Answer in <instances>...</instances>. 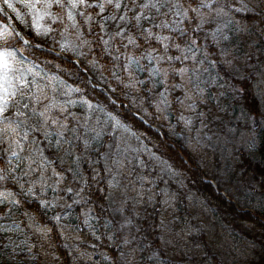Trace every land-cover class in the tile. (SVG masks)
I'll return each instance as SVG.
<instances>
[{"label":"rangeland","instance_id":"1","mask_svg":"<svg viewBox=\"0 0 264 264\" xmlns=\"http://www.w3.org/2000/svg\"><path fill=\"white\" fill-rule=\"evenodd\" d=\"M17 7L21 13L27 12L22 4ZM249 7L253 8L254 4ZM188 15L196 17L191 11ZM229 15L231 23L227 22L228 18L217 17L202 28L197 27L198 18L185 20L176 26L187 29L182 39L178 38L179 31L156 29L162 35L171 37L174 34L172 41H168L170 46L166 53L155 41L151 42L161 48L160 54L181 57L180 60L161 62L163 67L169 68L167 87L171 107L161 113L155 106L156 93L163 91L165 85H157L146 95L151 85L145 83L136 92L139 107L145 115L154 116L157 125L190 146L200 157L206 173L218 178L231 191L238 192L236 195L242 205L264 210L262 169L253 171L241 166L246 154L261 156L264 118L238 101L242 90L238 78L250 76L255 87L264 73L262 67H256L252 61L254 56L257 58V50L254 41L249 42V27L243 25L234 12ZM5 25L12 28L8 22L0 24V28ZM217 27H222L223 34L228 37L220 39L219 43L213 37L215 33L219 38ZM241 28L245 30L241 31ZM193 40L195 44L190 46ZM210 42L215 48L210 47ZM176 44L180 45L179 49ZM224 49L231 55H222ZM61 51L74 53L73 50ZM84 53L90 58L87 52ZM17 55L21 56L20 53ZM185 56L188 59H184ZM242 58L249 60L244 68L240 62ZM226 59H231L232 64H225ZM32 63L27 57L25 66L31 67ZM117 63H126V60ZM141 63L147 64V61ZM110 64L113 66V61ZM93 67L99 77L106 75L100 73L95 62ZM194 67L199 69L195 74ZM182 68H187L188 72L181 74L179 69ZM34 71L40 73L37 79L48 95V99L36 105L37 111H42L54 97L66 107L61 120L67 116L68 127L51 124L45 127L42 118L31 114L20 118L26 121L29 130L39 128V132L30 131L28 141H22L25 144L22 157L29 155V149L37 147L31 141L39 138V144L43 139L41 133H63L59 144L55 142L57 137L52 136L49 137L53 141L51 144L40 145L45 149L44 155L54 162L43 173L45 186L41 187L39 172L29 173L25 179L35 184L36 197L48 202V206H44L46 217H51L57 225L68 254L66 259L71 264H246L248 257H253L252 243L228 228L214 209L189 188L182 172L153 150L136 130L119 117L122 126L116 127L109 117V114H115L72 91L77 87L57 74L40 65ZM188 77H191V83ZM136 78L147 80L146 74L139 71ZM171 85L181 87L172 89ZM255 90L264 105V89L255 87ZM185 93L191 99H186ZM177 98L183 104L177 103ZM189 104L192 109L187 107ZM14 111L10 109L8 114L12 115ZM200 113H203L202 117L198 115ZM56 114L54 111L53 115ZM181 116L191 119L192 124L187 125ZM83 141H88L87 146ZM12 163L16 164L15 159ZM53 168L61 173L59 177L53 175ZM25 169L26 164L21 163L15 175L22 176ZM89 173L93 178L105 177L108 206L101 215L95 213L89 199ZM11 181L12 184L5 188L16 192L21 200L24 194L20 185ZM240 182L245 191L237 187ZM227 190L224 191L227 193ZM8 207L0 206V226L5 229L0 231V264H60L63 260L60 253L47 251L45 245L50 237L49 224L33 217L27 210L23 211L21 205L13 206L5 213L4 209ZM58 216L59 220L56 219ZM125 239L132 243L125 244ZM211 250H217L219 256L213 258Z\"/></svg>","mask_w":264,"mask_h":264},{"label":"snow or ice","instance_id":"2","mask_svg":"<svg viewBox=\"0 0 264 264\" xmlns=\"http://www.w3.org/2000/svg\"><path fill=\"white\" fill-rule=\"evenodd\" d=\"M254 2L255 0H143V2L141 0H0V13H3L5 9L11 10L15 13L16 19L29 30H33L37 36L49 37L54 32L55 36L51 38L63 51H76L84 47L91 49L93 40L88 37H93L98 44L103 45V51L113 61V68L120 67L127 73L129 81L127 87L135 91L141 84H150L151 87L146 90L147 95L153 92L157 85H165L163 91L156 93L155 104L157 110L163 113L171 107L172 101L169 99V88L167 87L169 68L163 67L161 62L180 60L181 57L160 54L161 48L154 46L151 42L155 41L166 53L170 46L168 41L172 37L162 35L155 30L179 31L183 35L187 29L176 26L185 20L197 18L198 28L213 23L217 17L228 18L227 22L231 23L229 15L231 12H250L249 4ZM18 4H22L27 12L21 13L17 7ZM193 4L196 7H192ZM201 9L205 11H201ZM189 11L195 13L196 17H189ZM157 20H159L158 23ZM244 30L241 28V31ZM217 32L220 33L218 39L213 33L217 43L220 39L228 38L223 34L222 27H217ZM18 40L28 46L27 49L18 48ZM192 44H195L194 40L190 42V46ZM33 47L40 48L41 45H32L31 41L23 38L20 32L8 25L0 28V145L3 146V151H0V163H4L6 159L8 165L7 168L0 167V189H2L0 190V206H9L4 209L5 213L11 211V207L19 206L22 201L16 192L10 188H4V182L11 178L20 185L25 196L36 198L38 189L33 182L27 181L25 177L29 173L39 172L41 187L45 186L43 173L54 162L44 155L45 149L40 145L51 144L53 141L49 137L52 136L57 137L55 142L59 144V138L63 137V133L56 131L41 133L43 139L39 140V144H37L39 138H34L31 141L37 147L29 149V155L22 157L21 153L25 151V144L22 141H28L30 131L39 132V128L29 130L26 121L20 118L31 114L42 118L45 127L49 124L59 125L62 128L68 127V117L64 116L63 121L61 120L66 107L58 103L54 97L42 111H37L36 105L48 99V95L37 79L40 77V73L34 71V68L39 65L33 62L31 67L25 66L27 57H23V52L30 51ZM175 47L179 49L180 45L176 44ZM18 53L21 54L20 57H18ZM77 54L86 55L82 51ZM222 55L230 56L231 53L228 49H224ZM122 59L126 60V63L118 64L117 62ZM184 59H188V57L185 56ZM141 61H147V64H142ZM198 63H203V61ZM212 63L215 64V61ZM224 63L230 65L232 60L226 59ZM137 71L146 74L147 80L137 79ZM198 71V68H193V74ZM179 72L186 74L188 69L182 68L179 69ZM112 74L115 76V71H112ZM117 79L120 78L117 77ZM188 80L191 83V77H188ZM179 87L181 86L171 85L172 89ZM197 87H199L198 84ZM255 87L264 89V74L258 78ZM52 91L55 92V89L53 88ZM72 91L79 92L80 89L76 88ZM185 98L191 99L186 93ZM176 102L183 104V101L178 98ZM187 107L193 108L191 104ZM10 109H15L12 115L8 114ZM54 111L58 114L53 115ZM198 115L202 117L203 113ZM109 117L115 121L116 127L122 126L117 116L109 114ZM181 119L185 120L187 125L192 124L189 118L181 116ZM203 126L206 127V125ZM124 127L126 128V126ZM80 130L84 131L83 126ZM72 131L75 132L77 129H72ZM97 135L99 134L97 133ZM76 139L79 140L80 137L77 136ZM83 143L87 146L88 141H83ZM13 159L16 161L15 165L12 163ZM21 163L26 164V169L22 176L17 177L15 172ZM114 163H119V161H114ZM34 165L35 167H33ZM6 171L9 172V175H5ZM53 175L59 177L61 173L56 172L53 168ZM26 184L27 187H25ZM71 191L69 188L68 192ZM40 203L42 206H48L47 201H40ZM56 219L59 220L60 217L58 216ZM15 227L18 228L19 225H15ZM4 230L0 226V231ZM34 230L39 231V229ZM124 243L131 244L132 240L125 239ZM28 251L31 252V248ZM132 251L135 252L136 249Z\"/></svg>","mask_w":264,"mask_h":264},{"label":"trees","instance_id":"3","mask_svg":"<svg viewBox=\"0 0 264 264\" xmlns=\"http://www.w3.org/2000/svg\"><path fill=\"white\" fill-rule=\"evenodd\" d=\"M254 5L255 8H252L250 12H236V16L243 24L250 28L251 34L249 42L252 43L253 40L257 50V59L254 56V60L252 61L255 63L256 67H262L264 73V0H255ZM4 22H6V18L0 13V24ZM16 23L24 30L25 34L30 37L33 42L52 47L55 50L60 49L51 38L52 36H55L54 32L51 33L49 37L39 38L33 30H29L20 21L16 20ZM53 27L56 26L53 25ZM183 36L184 34H179L180 38ZM88 39L93 40L92 47L91 49L88 47L83 49H87L92 60H97L101 72L106 73L101 79L95 77V81L104 84L116 99L122 102L121 104L116 102L113 103L109 94L97 86H94L88 79L82 67L77 65L71 59L72 56L69 54L56 53L50 49L33 47L30 51H24L23 55L41 65L44 69L67 79L80 89L79 93L105 105L108 110L114 112L124 121L129 123L141 134L148 144H150L163 157L168 159L174 167L182 171L189 188L196 192V194L200 195L204 201L215 210L219 218L227 224V226L236 230L238 234L240 233L246 240L252 243L253 257H251L246 264H263L264 210L261 208H257L254 211L250 210L248 205H242L239 202V198L236 195L239 194L238 192L231 191L229 186L223 185L219 182L220 189H228L227 194L231 198L237 199V204L239 206L237 207L231 199H228L222 192L216 190L215 186L204 178L205 170L202 162L192 149L187 147L178 138L172 136L168 131L164 130L165 137L168 140L166 141L155 128L144 123L143 120L135 114V111L142 112V109L139 107V98L136 90L134 91L132 88L126 86L129 83L127 73L122 71L119 67L113 68L109 62L112 61V59L103 51V45L98 44L91 36H89ZM209 44L211 48H215L213 42H210ZM17 47L27 49L28 46L23 45L22 42L18 40ZM74 53L77 56H80L77 54V50L74 51ZM80 58L82 60V66L92 70L91 61L83 56H80ZM248 61H245L244 58L240 59L243 68L247 66ZM112 71H115V76L112 74ZM117 77L120 79L118 80ZM238 79L242 87L238 101L250 111L255 112L258 116L264 118V105L255 90L254 80L248 75ZM112 84L115 85V88ZM123 102H127L128 107H126ZM0 151H3V148L0 147ZM260 151L261 156L259 157H252L246 154L244 160L241 162V166H247L248 170L251 168L253 171H257L259 168L263 169L264 140L260 146ZM185 158L188 159V162ZM6 163L7 161L5 159V162L0 163V166L5 167ZM7 184L8 181H5L4 185ZM243 185L244 184L240 182V184H237V187L240 189L242 187L245 191ZM89 190L93 198V206L96 209V212L102 213L108 205L105 187L100 182H91ZM22 202L23 210L28 209L33 216L38 215L44 217L45 209L40 205L38 199H29L28 197L23 196ZM205 239L206 238L203 239L204 242H206ZM50 244L54 245L53 247L56 251L64 252L62 241L59 239L56 231L51 233ZM211 256L217 258L219 254L215 250L211 252ZM62 263L70 264L66 261H63Z\"/></svg>","mask_w":264,"mask_h":264},{"label":"water","instance_id":"4","mask_svg":"<svg viewBox=\"0 0 264 264\" xmlns=\"http://www.w3.org/2000/svg\"><path fill=\"white\" fill-rule=\"evenodd\" d=\"M19 32H21V31L19 30Z\"/></svg>","mask_w":264,"mask_h":264}]
</instances>
